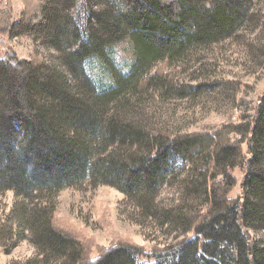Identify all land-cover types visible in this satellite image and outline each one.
I'll use <instances>...</instances> for the list:
<instances>
[{"label": "trees", "instance_id": "trees-1", "mask_svg": "<svg viewBox=\"0 0 264 264\" xmlns=\"http://www.w3.org/2000/svg\"><path fill=\"white\" fill-rule=\"evenodd\" d=\"M75 2L27 0L19 23L23 34L43 36L61 52L72 83L38 56L18 58L5 43L11 2L0 3V193H14L12 212L40 249L39 263L264 264V239L250 234L264 232V93L252 121L195 133L173 135L121 117L137 95L173 87L166 65L241 28L253 0H124L93 11L82 30L68 11ZM122 43L133 61L120 67L113 57ZM91 57L108 65V86L90 77ZM137 142L142 150L130 151ZM175 157L193 164L198 195L197 204L165 209L179 240L148 250L120 240L90 257L88 244L55 223V197L85 181L115 187L151 210ZM235 168L244 174L238 199L231 198Z\"/></svg>", "mask_w": 264, "mask_h": 264}, {"label": "rangeland", "instance_id": "rangeland-1", "mask_svg": "<svg viewBox=\"0 0 264 264\" xmlns=\"http://www.w3.org/2000/svg\"><path fill=\"white\" fill-rule=\"evenodd\" d=\"M26 1L10 0L13 29L5 37V43L19 59L38 56L56 66L72 83L61 52L43 36L33 39L23 34L25 29L19 23ZM120 1L124 0H76L68 11L82 30L89 27V20L94 22L93 11L107 8L110 3L120 5ZM131 54L125 43L119 44L115 47L114 63L126 66L133 61ZM86 67L99 86L110 84L108 65L102 60L91 57ZM164 69L174 74L173 87L159 94L148 90L137 95L136 102L121 109V117L173 135L252 121L264 93V0H253L243 26L233 34L215 43L190 48L181 60ZM243 142L245 149L246 141ZM143 145L137 142L130 148L127 143L125 147L133 152L142 150ZM170 160L166 181L160 186L151 210L140 207L136 199L126 197L115 187L92 186L85 181L61 190L55 197V223L70 229L88 244L90 257H96L99 248L111 247L120 240L147 250L179 240L183 234L172 219L167 220L165 209L197 204L198 195L190 186L193 164L180 157ZM233 173L238 182L231 198L238 199L243 194L244 174L239 168ZM15 202L12 191L0 193V264H40V249L29 241L12 212ZM250 234L257 240L264 239L262 231ZM139 259L138 264H150Z\"/></svg>", "mask_w": 264, "mask_h": 264}]
</instances>
